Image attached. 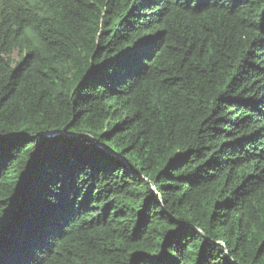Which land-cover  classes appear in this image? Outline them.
<instances>
[{
    "label": "trees",
    "instance_id": "16d2710c",
    "mask_svg": "<svg viewBox=\"0 0 264 264\" xmlns=\"http://www.w3.org/2000/svg\"><path fill=\"white\" fill-rule=\"evenodd\" d=\"M0 264H264V0H0Z\"/></svg>",
    "mask_w": 264,
    "mask_h": 264
},
{
    "label": "rangeland",
    "instance_id": "374dc122",
    "mask_svg": "<svg viewBox=\"0 0 264 264\" xmlns=\"http://www.w3.org/2000/svg\"><path fill=\"white\" fill-rule=\"evenodd\" d=\"M224 136H226V135H224ZM228 136V135H227Z\"/></svg>",
    "mask_w": 264,
    "mask_h": 264
}]
</instances>
